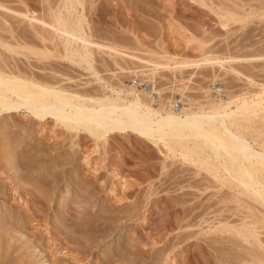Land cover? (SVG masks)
<instances>
[{
  "label": "rangeland",
  "instance_id": "obj_1",
  "mask_svg": "<svg viewBox=\"0 0 264 264\" xmlns=\"http://www.w3.org/2000/svg\"><path fill=\"white\" fill-rule=\"evenodd\" d=\"M15 1L16 2H12L11 5H8H15L12 7L15 8L18 4V0ZM92 2L95 6L97 5L98 8L97 9L93 6V9H90L91 13L93 11V16H90L91 19L93 18L91 21L93 23L92 26L93 28L98 29L99 32L96 31V29L95 32L97 34L99 33L98 35L100 36L99 37L95 33V41L98 40V43L102 42V44L106 45H108V42L111 44L116 42L118 45H115V47L122 50V54L121 57L113 56L112 54V57H110L109 54H106V56L103 54V56L101 52L98 53V51H96V55H94L95 57L102 55L99 58L96 57V62H94L96 72L99 73L98 77L80 67L71 66L66 61L63 62V60L60 61L52 59V62H50L51 60H48L49 63L52 64L55 60L56 62L54 61L55 63L53 66L56 68L60 67L58 68L60 72L65 74L67 72L71 75L72 79H74L72 82L74 87L77 84V87L81 84L80 87H78L80 88L79 91H85L87 89V91L93 93L92 90L96 89V93L97 90L104 89L106 92L104 90L103 91L106 94L111 95V91L114 90L112 87L117 88L120 86L123 88L121 96H124L123 98L125 99H134L136 98L135 96L141 97V95H143L152 99L153 109H161V107H163V110L161 109L162 111L167 112L169 110H173L174 112H181V108L185 111H196L200 107L199 105L202 106L206 105L210 101L219 100L225 103L231 100L232 104L229 106V109L235 110L236 104L240 102L241 95H247L248 99L256 100V97H258V95L262 92L261 90H264V0H202L203 4L200 0H92ZM26 3L28 5L27 7L29 9L30 16H33L34 14L38 16V14H42L43 4L41 3V0H26ZM100 5L103 7V10ZM0 11L3 12V10ZM1 12L0 18L1 15L3 16ZM244 15L246 17H244ZM232 18H234L235 21H233L234 19L232 20ZM3 32L0 30L1 36L3 35V37H9L6 32H4L5 34H3ZM114 40L115 42H112ZM2 52H5V50ZM128 53L132 55V57ZM203 56H209L213 59L215 58L221 61L220 63L222 67L217 64H204ZM16 58L18 59V57ZM100 60H104L103 63ZM48 61L45 63L48 64ZM184 61H191L195 63L192 66L189 65L183 68L178 67L177 69V67H175V69L172 68L173 70L160 68L161 65L165 63L173 64L175 62L181 63ZM57 62L59 64H57ZM116 62L118 66L120 65V67H123V71L115 65ZM70 66L72 68H67ZM97 78L100 79V82ZM83 87L86 88L83 89ZM218 90H220V92ZM228 98L230 99L228 100ZM162 113L164 115V112ZM24 116L25 114H15L10 117L6 116L2 119V121H0V128L4 126L5 123L12 120L24 121L26 120V117ZM179 116L181 117L182 115L180 114ZM255 122H257L259 127H262L264 124V112L257 113ZM47 123L46 127L52 129V119H48ZM56 129L59 130L58 128H55V130ZM19 132L20 133L18 134H21V132L23 133V131ZM262 132L264 134V128H262ZM40 134L41 132H39L37 136L40 137ZM29 135L30 134H27L26 138H29ZM23 136L21 134L20 137ZM251 136L254 138L253 133L249 136V138H252ZM31 137L32 136H30V138ZM72 139L67 140L65 138L64 140L63 137L56 136L55 139L54 137L53 139L51 137V140H48L49 144H51L53 140L61 143H57L56 146L51 147L49 149V154L52 153L54 155V152H57V154L59 152L60 155H57L59 157L56 156L57 158L55 157L56 159H54L56 161L58 159L60 162L59 163L57 161L59 166L64 165V173L61 176H57L59 178L56 183L58 188L53 191L54 193L50 192L52 197L49 196V199L47 198L48 200L46 199V201L43 196L44 193L38 194L36 192L37 189L40 191L41 188H44L45 181L40 184H34V181L36 180L34 178L37 174H40L38 171L43 169L42 166H52L50 161L46 159V161H44L43 158H40L43 160L39 159L38 161L36 160L37 158L33 156L37 161H34L33 165H35L34 167L39 170L33 173L32 177L28 176V178H24L23 180H16L14 185L7 184L12 183L8 180L3 181V183L5 182L6 184L5 186L2 185V180H4L6 176L0 173V232L9 233V236L14 235L21 240L20 243L26 244L23 249L15 254L16 256L21 255L24 250H28L27 253L29 252L31 255L39 254L37 261L32 264H105L107 260H102L104 254L110 255L111 250L117 248L116 246L120 244L121 246L117 249L124 248V246L128 245L124 248L126 250L127 248H130L129 243L132 242L134 243V251H136V254L138 253V255L133 254L134 257L136 256V259L132 258V256L125 257V259L123 258V264H153L152 259L154 260V258L157 257V254H159L162 250L161 248L164 247V243H166L165 241L168 240V242L172 241L170 242V245H172L171 247H173V249L169 247L168 254L162 258L163 261L161 260V262H158L159 264H220L221 261L225 260L222 258L224 255L229 254V256H235V258L238 255L240 256L241 253L245 251L242 249V246L246 243H244L240 237L239 239L242 240V243L238 239L236 240V236H234L233 233L232 236L230 233H224L223 230H221V233L218 228L226 226V224L230 226H236L239 225V223L242 224L243 220L248 221L247 219H244L246 215L250 218L249 222L254 220L253 222L256 225H259L254 226L256 228L258 227V230L256 229L257 231L255 232L258 233L257 238L260 239L261 244L258 239L256 240L257 242H255L258 245L251 240V243H254L255 247H252V245L251 249L248 245H244V247L247 248L248 252L251 251V255L256 252L253 255L254 259L255 256L260 257V254L262 257L261 253L264 254V246H262L264 244L262 243L264 241V228L261 229L262 223L264 225V216L262 215V213L264 214V207L257 203L255 204V202L251 200H247L246 197L243 199L240 193L237 194L239 192L237 189L234 190V188L231 189L226 186L218 187V181L213 178L212 175L204 171H199L198 168L190 162L183 163L180 157H174L169 153L167 154L166 149L163 148L161 143H158L157 145L152 144L151 142L139 138L138 135L129 131L108 134L104 144L99 142V144L101 143V146H96L97 150L94 148L97 144L92 143L93 140L90 138V142L89 140L83 138L81 140V136L78 137V139ZM248 140L249 142H252L251 139ZM260 141L262 140H258L256 143L252 142L253 144L251 143V145L255 147L256 151H260L257 146L261 143ZM79 142L82 145L84 144V147H80L81 145ZM72 143L75 145L73 146ZM0 151L3 152L2 149H0ZM18 151H16V153H12L15 154L12 156L19 157L18 155L21 154ZM68 151H76L74 155H78V159H76L77 162L75 161L74 164L68 160ZM87 156L91 161L88 159L90 162L88 161L89 164L86 167L85 160ZM34 158L31 156L32 160H34ZM75 164L77 167H75ZM79 166L81 168L77 170L76 168ZM57 169L59 170L58 167ZM46 173L47 172L41 174L45 177ZM74 176L77 177V179L74 180H77L79 184H74V182H72L71 179ZM95 176L96 181H100L99 183L94 181ZM174 178L182 184L177 182ZM85 179H88L89 181L91 179L92 182L97 184L94 185V183L92 184L91 181H88L89 183L87 184H91V186H86V188L82 183ZM101 182H104L103 185L106 187L100 185ZM196 182L199 183L201 187ZM32 183L35 187H37V189H34V185H31ZM182 187L184 189H182ZM180 188L181 192L179 190ZM65 190L71 192V195L66 194L61 196V191ZM30 191H33V193L36 192V194L31 196ZM182 191L191 193V196H183ZM34 195H38L37 197H39V200H37L38 198L34 197ZM60 197L62 199H59ZM77 198L79 199L76 201ZM230 198L233 200L231 201ZM158 199H160L159 202L156 201ZM184 199H187L186 202ZM35 200L39 201L38 204H41L40 209L42 208V212L40 210H36V212L34 208H32L33 204H35L33 203ZM64 200H66L72 208V211L69 212L70 216H64L63 214L65 211L61 206L62 203L60 202H63ZM183 200L186 203H184L185 205L182 204ZM228 200H230V202H228ZM244 201L246 203L250 202L247 204L248 206ZM195 203H200V206L198 204L196 205L197 208H200L193 209V205L196 207ZM137 206L141 207L139 208V216L132 218L130 214H126V212H129L135 207L137 208ZM191 206L192 208L190 209ZM208 206H210V209ZM102 207L105 209H103V211L106 212V215H104L103 218H106V220L108 219V221L111 220L107 224L110 225V223H112V229H114L115 226H117L115 227L117 229L111 231L112 234L110 233V236L104 240L105 243L101 242L99 248L93 250V253L98 256L97 259L88 255H85L86 257L88 256V258H85V256L82 255H75L77 254V250L75 251L73 249L76 248L72 246L73 249L71 248V251V245L65 247L66 244H63L60 239H64L69 236V232H71V234L72 232H74L73 234L77 233L79 224L76 226L75 224L71 225L72 222H76L77 218L85 215L93 216L96 219L100 216L99 213ZM185 208L187 210L190 209L192 213L188 214L189 216L186 217L187 221L185 218L186 222L184 221L181 223L183 227L185 226L184 229H176L170 231V233L166 231V233H168H165L166 236L164 235L163 239L160 237L162 240H159L160 243L159 241L157 242V245L154 246L155 248L151 245L147 246V248L152 247V249L149 253H147L148 255H146L144 251L147 248H144L142 245L147 244L148 241L150 242V238H157L154 233L160 232L159 227L162 229V226L159 224L161 218L171 219L174 215L177 217L173 218L177 220L178 215H181L179 216L180 220V218H183L182 211ZM120 212H124V215H121ZM199 213H202V215L200 214L201 216H195L196 214L199 215ZM218 214L220 216H218ZM62 217H65L66 219L68 218V220L64 221L62 220ZM18 218H20V220H18ZM116 218L121 219V221L116 222L117 224L114 223V225L112 220ZM95 223L97 224V222L92 224L94 225L92 226L93 228H95ZM25 226L26 229H23ZM73 228H75V231ZM93 228H90L91 232H94ZM216 229H218L219 232H216ZM79 231L80 230H78V232ZM85 231L90 232L87 231V229H84V232ZM58 233H62L59 236L60 238L57 236ZM181 233H183L184 236L181 235ZM161 234H163V231ZM227 235L229 236V238H227L228 240L233 237L232 240L234 244H236L234 238L236 241H239L237 242V245L239 243V245L241 244L242 246H240L241 248H237L243 250L241 253H239L240 250H236L237 253H233V251L229 249L232 241L230 239L229 241L231 243L226 244L228 240L225 237H228ZM55 236L57 237L55 238ZM180 237L181 240L176 239ZM182 237L185 239L183 240ZM224 238L227 241H220L224 242L223 246L219 240ZM54 240H57L56 244L51 242ZM174 243L177 244L174 246ZM207 243L212 244V246L216 248L215 250L218 249V251L212 249L213 247L211 245L209 247V244ZM225 244L229 245L228 249H226L227 246H225ZM259 244L261 245V249ZM223 247L227 250L228 253L224 249L227 254L220 249ZM237 248H234V251ZM60 249L62 250L61 252ZM253 250H255V252H253ZM231 251L236 255L230 254ZM27 253L21 255V258L29 256ZM246 253L247 251H245L243 255L245 256ZM15 255L12 257L14 258ZM246 255H248V253ZM249 255L245 257L247 259L251 257L250 259H252V256ZM81 256L82 258L80 259ZM225 257H228V255ZM241 257L237 258L238 260L233 259L238 262ZM111 258L112 259H110L109 264H120L119 262L112 261L116 258L113 256H111ZM165 258L168 259V261H166ZM229 258L230 257H228V260L232 259V257L230 259Z\"/></svg>",
  "mask_w": 264,
  "mask_h": 264
},
{
  "label": "bare ground",
  "instance_id": "obj_2",
  "mask_svg": "<svg viewBox=\"0 0 264 264\" xmlns=\"http://www.w3.org/2000/svg\"><path fill=\"white\" fill-rule=\"evenodd\" d=\"M12 2H16V1L15 0L14 1L13 0H0V10H3V12L0 11L1 14H3V16L1 15V18L3 17L2 20L0 18V30L2 32L3 31L6 32L8 34L7 36H9V37H3V35L2 36L0 35V121H2V119H4V117L6 116L10 117L15 114H23V115L25 114L24 117H26V120L24 121L12 120L10 122L5 123V125L0 128V149L3 150V152L0 151V157H1L0 158V173L6 176L4 180H2V183H1L2 185L4 186L6 185L5 182L3 183V181L8 180L12 183H7V184L14 185L16 180L20 181V180H23L24 178H28V176L32 177L33 173L39 170L38 168L34 167L35 166L33 165L34 161L36 160L39 161L40 158H43L44 161L46 160L50 161V163H52V166L51 167L48 165L47 166L44 165L45 167L42 166L43 169L41 168L42 170L38 171L40 174H37V176L35 175L36 177L35 176L33 177H35L34 179H36L34 181V184L35 183L40 184V183H43V181H45V186L43 189L40 187L41 189L40 191H38L37 187H35L33 183L31 185H34L33 187L34 189H37L36 192L38 194L44 193L43 196L45 197L44 199L46 201L47 198L49 199V196L52 197V195H50V192H53L57 190L58 188L56 183L59 178L57 176H61L64 173V165L59 166L58 159H57L58 162L55 160L57 157H59L57 156L59 152L58 154L57 152H54L55 153L54 155L52 153H51L52 155L49 154L50 153L49 149L53 146H56V144L59 143V141L57 142L56 140H53L52 143L49 144L48 140L49 139L51 140V137L52 139L53 137L55 139L56 136H61L64 138V140L65 138L67 140L68 139L71 140L72 138L78 139V137L80 136H81V140L82 138L87 139V140H89L90 138L91 140H93L92 143L97 144V145L93 144L95 145V147L94 146L93 147L97 150L98 145L99 147L101 146L100 145L101 143L99 144V142H102V144H104L108 134H112L115 132H128L129 131V132H133L136 135H138L139 138H142V139H145L151 142L152 144L157 145L158 143H161L163 148L166 149L167 154L169 153L173 155L174 157H180L183 163L190 162L192 165L197 167L199 171H204L212 175L213 178H215L218 181L217 182L218 187L226 186L231 189L234 188V190L237 189L239 190V192L237 191L238 192L237 194L240 193L243 199L246 197L247 200H251L255 202V204L257 203L260 206L262 205V207H264V134L262 132V128H264V124L262 125V127L261 126L259 127L257 125V122H255L257 113L264 112V90H261L262 92L260 93V95H258V97H256V100L248 99L247 95L246 96L241 95L240 102L236 104L235 110L229 109V106L232 104L231 100L227 103L219 100V101H210L206 105H202V106L199 105L200 107L198 108L197 106L198 110L196 111H193V110L185 111L184 109L181 108V112H174L173 110H169L167 112L162 111L163 107H161L160 105L159 106L161 107L162 110L160 108L153 109L152 99L148 98L147 96H143V95H141V97L135 96L136 98L134 99H125L123 98L124 96L123 97L121 96L123 92V88L120 86L117 88L112 87V89L114 90L111 89L112 90L111 95L106 94L105 93L106 91L104 89L103 90L105 92L103 90H97L96 93H95V90H96L95 88H94L95 90H92L93 93H91L90 91H87V89L85 91L84 90L79 91L80 88L78 87H80L81 84L77 87L78 84L76 83L77 85L74 87V84L72 85V82L74 79H72L71 75H69V73H67L65 69L64 71L66 72V74L58 70V68L60 67L57 66L58 68H56L55 66H53L54 63L56 62L55 61L56 59L60 61L63 60V62L66 61L71 66L73 65V66L80 67L88 72H91L93 75L98 77L99 73L96 72V69L94 67L95 66L94 62H96V57H97V56L96 57L94 56L96 55L95 54L96 51H98V53L101 52L102 55L105 54V56L106 54H109L110 57H112V55L121 57V54H122V50H119L115 47V45H118L116 44L115 40L112 41L115 43L111 44L108 42V45L102 44L100 40L99 42L101 44L98 43V40L95 41V37H96L95 29L96 28H93L92 26L93 23L91 22L93 18L92 19L90 18V16L91 17L93 16L92 14L93 11L91 13L90 9H93L92 7L95 6L92 0H41V3L43 4L42 5L43 12L41 11L42 14L41 15L38 14V16H36V14L34 15L32 14L33 16H30L26 0H18L17 3L19 5L17 4L15 8H12L15 5L13 6L8 5V4L11 5ZM200 2L202 3V0H200ZM95 8H97V5L95 6ZM102 8L103 7H101V9ZM244 17L246 16L244 15ZM233 19L234 18H232V20ZM233 21H235V19ZM96 31H98V29H96ZM4 32L3 34H5ZM97 39H100V38H97ZM1 50L2 51L5 50V52H2ZM129 55H126V56H129ZM130 56L132 57V55ZM16 57H18V59ZM94 57H95V60H94ZM52 59H55L54 60L55 62L53 61V64L49 63L48 61V60H51L50 62H52ZM31 61H34V62H31ZM47 61H48V64H46ZM103 61L101 62L103 63ZM197 62H200V61H197ZM220 62L221 61L215 58L213 59L209 56H205L203 60L204 64H209V65L217 64L220 67H222ZM178 63L177 62L173 64L165 63V64H162L161 67L159 65V67L163 69L164 68L165 69H172V68L175 69V67H177L178 69V67L183 68L189 65L192 66L195 62H191V61L185 62L184 61V62H181V63L178 62ZM57 64L59 63L57 62ZM115 65L118 66L117 62ZM71 66L67 68H72ZM118 67L120 68V70L123 71L122 69L123 67H120V65ZM97 80H99L100 82L99 78H97ZM86 87H83V89H85ZM218 91L220 92V90ZM229 99L230 98H228V100ZM162 112H164V115ZM180 114L182 115L181 117L179 116ZM48 119H52V122H53L52 129H49L46 127V125L48 124L47 123ZM55 128H58L59 130L57 129L55 130ZM19 131H23V133L25 132L26 134L25 133L23 134L21 132L22 136L23 135L25 136L20 137L21 134H18L20 133ZM39 132H41L40 137L37 136ZM252 133L254 135V138L252 136H251L252 138H249V136ZM27 134H30L29 138L30 136L32 137L30 139L26 138ZM248 139H251V141L254 143H256L258 140H262L260 141L261 143L257 145L260 151H256L255 147L251 145L252 142H249ZM91 140H89V142ZM80 145H81L80 147H84V144L83 145L80 144ZM16 151L20 152L21 155H18L19 157L12 156V155H15L12 153H16ZM76 151L67 152L68 160L73 162V164L76 161V159H78L77 157L78 155L77 156L74 155ZM31 156L32 158H34L33 156H35V158L37 159L35 160L34 158V160H32ZM43 159H40V160H43ZM88 159L89 157L87 156L85 160L86 167L91 161L90 159H89L90 161ZM57 167L59 168V170L57 169ZM75 167H77V165ZM80 168L81 167L79 166L76 169L79 170ZM44 172L48 173V175L46 173L45 177L43 176ZM74 179H77L76 176H74L71 180L72 182H74V184H77V183L79 184V182ZM88 181H89L88 179H85V181H82L85 187L91 186V184H87L91 181V179L89 182ZM94 181H96V176H95ZM177 182L179 181L177 180ZM93 183L94 182H92V184ZM199 183L201 184L200 181ZM96 184L97 183H94V185ZM103 184L104 182H101L100 185H103ZM104 186L105 185H103V187ZM107 188H108V185H107ZM182 189L184 188L182 187ZM179 190L181 192V188ZM36 192L33 193L32 191L31 194L29 192L28 193L31 196H33V194H36ZM66 194L71 195V192H68L66 190L61 191V196L66 195ZM182 195L188 197L189 195L191 196V193L182 191ZM37 196L38 195L36 196L34 195V197L38 198L37 200H39V197ZM59 199H62V198L60 197ZM78 199L79 198H77L76 201ZM159 200L160 199L156 201L159 202ZM184 200L182 201L183 202L182 204H184L187 199L185 200V202ZM232 200L233 199H231V201ZM38 202L39 201L35 200L33 202L35 203L33 204V207L31 205V207L34 208L35 211L36 210L41 211L42 209V208L40 209L41 204H38ZM158 202H157V205H158ZM228 202H230V200H228ZM60 203H62L61 206L65 211V213H63L64 216H68V215L70 216L69 212L72 211V208L69 206L68 202L64 200L63 202H60ZM174 203H175V200H174ZM249 203L247 202L246 205ZM197 204L195 203V206ZM153 205H154V202H153ZM198 205L200 206L201 204L199 203ZM209 207L210 206H208V208ZM139 208L141 207L137 206V208L135 207L129 212H126V214H130L132 218L137 217L139 216L138 214L140 212ZM191 208L192 206L190 207V209ZM194 208L198 209L200 207L197 208V206L194 207L193 205V209ZM103 209H104L103 207L100 209L101 210L99 213L100 216H98L96 219L93 216H85V215H84L85 217L83 216V217L77 218L76 222L75 223L72 222L71 225L75 224L76 226L77 224H79L77 229L80 231L78 232L77 230V233L75 234H73L74 232H72V234L71 232H69L70 234L69 233L68 234L70 237L69 236L67 237H69L70 239L67 237H65L64 239H60V241L63 244L64 243L66 244L65 247L66 246L68 247V245H71L70 250L72 246L76 248V249L72 248L75 251L77 250V254L75 255L77 256L88 255V256H92L93 258L97 259L98 256L93 253V250L98 249L99 246L101 245V242L103 243L104 240L110 236L111 231H113L114 229H117L115 228L117 226H115L114 229H112L113 228L111 227L112 223H110V225L107 224L111 220L108 221V219L106 220V218L105 219L103 218V216L106 215V212L103 211ZM185 209L182 211L183 218H180V220H179V216L181 215H178L177 220L174 219L175 217H177L174 215H173L174 218L171 216L172 217L171 219L170 218L164 219L162 217L163 219L161 218V220L159 221L160 222L159 224L160 226H162V229H160L159 227L160 232L154 233L155 237L157 238L161 237L163 239L164 235L166 236V234L168 232L170 233V231H173L176 229L180 230L182 228L184 229L185 226L183 227L181 223H183L185 221V218L189 216L188 214L192 213L190 209L188 210L187 209L185 210ZM120 214L124 215V212H120ZM200 214L202 215V213H199V215L196 214L195 216H201ZM219 214L218 216H220ZM262 215L264 216L263 213ZM244 219H247L248 221L243 220L242 224L239 223V225L241 224L240 226L239 225L230 226L226 224V226L219 227L218 229H220L219 230L220 232L221 230H223L224 233L225 232L230 233L231 236L234 234V236H236L235 237L236 240L238 239L241 243L243 240V242L246 243L244 245L245 246L248 245V247L250 246L249 248L251 249V245L253 247L254 243L257 242L256 240L258 239L257 238L258 233L255 231L258 230L257 229L258 227L256 228L255 226H259V225H256L253 222L254 220L252 222H249L250 218L247 215ZM18 220H20V218H18ZM62 220L67 221L68 218L66 219L65 217L64 218L62 217ZM120 221L121 219H118V218L112 220L113 224L116 222H120ZM186 221H187V218H186ZM94 222H97V224L95 223V228L92 227L94 226L92 225L94 224ZM261 227H262L261 229L264 228L263 223ZM75 228H73L74 231H75ZM90 228H93L94 232H91ZM23 229H26V226ZM84 229H87V231H90V232H86V231L84 232ZM218 229H216V232L218 231ZM162 231H163V234H161ZM166 231L168 232L166 233ZM153 232H156V231H153ZM61 234L62 233L60 234L58 233L57 236L59 237ZM181 235L184 236L183 233H181ZM57 236H55V238ZM239 237L242 240L239 239ZM157 238H150V239L148 238L149 240H151L149 242L147 239L149 244L147 242V244H144L142 246L144 248L145 247L147 248V246H150V245L154 247L155 245H157V242L159 240L160 241L162 240L161 238L160 239H157ZM182 238L183 240L185 239L184 237ZM225 238L227 239L229 238V236ZM225 238L219 240V242L224 241V240L227 241L228 239L226 240ZM235 238H234V241L236 244H234L232 240L233 237H232L230 239L233 244L229 241L230 240L229 239L228 240L229 242L227 241L226 244H229V243L231 244H230V247L229 245L225 244V246H227L226 249H228L229 247V249H231L233 253L234 252L237 253L236 250H240L239 253H241V251H243L242 249H244L245 251H247L248 255L250 253L249 256H252V259H254L253 255L256 253L255 250L256 248H259V247H256L255 250H253V252L255 253L251 255V251L248 252L247 248L244 247V245L243 246L241 244L239 245V243L237 245V242L239 241H236ZM176 239L181 240V237L176 238ZM251 240L252 242L254 241L253 244L251 243ZM258 241L261 244L260 239H258ZM20 242L21 240H19L16 236L14 235L9 236V233L0 232V264H32L33 262L37 261L39 254L31 255L29 254V252L27 253L28 250L27 251L24 250L21 254V255L26 254V253L29 254V256H26V258H21V255L19 256L15 255L17 252L23 249V247L26 245ZM51 242H53V244H56L57 240H54ZM165 242L166 243H164V247L161 248L162 249L161 252L160 253L158 252L159 254H157V257H155L154 260L152 259L153 264H159L158 262H161V260L163 261L162 258H164L166 254H168L169 247L172 246L170 245V242L172 241L168 242L167 240ZM177 243H180V242H177ZM177 243H174L173 245L175 246V244ZM220 243L223 245L224 242H220ZM262 243H264V241ZM133 244L134 243L132 242L129 243L130 248H127L126 250L124 248H126L128 245L124 246V248L117 249L119 246H121L120 244L116 246L117 248L114 247L115 249L111 250L110 255L104 254L103 252L104 255H103L102 260L103 259L105 261L107 260L108 262L106 261L105 264L106 263L109 264L110 259H112L111 256H113L114 258L117 259V260L114 259L116 261L112 260L113 262H119L120 264H123L124 263L123 258L125 259V257H128V256H132V258H135L136 256L134 257V255H138V253L136 254V251H134L135 249H134ZM207 244H209V247L210 245L212 246V244L210 243H207ZM255 244L258 245L257 243ZM240 246H242V249L237 248ZM262 246H264V244ZM152 247L151 248L148 247L147 249H145L144 253L148 255L147 253L151 251ZM212 247H211L212 249L214 250L216 249L214 248V246ZM171 248L173 249V247ZM234 248H237V249H235L234 251ZM220 249H222L224 252L226 250L225 247L220 248ZM260 249H261V245H260ZM61 251L62 250L60 249V252ZM215 251H218V249ZM232 251L230 252V254H233ZM245 251L242 252L240 256L238 255L239 253L237 254L239 257L241 256L242 257L241 259H239L238 262H236L238 260L237 258L239 257L236 256L235 258V256L234 257L229 256L226 250L227 253L225 252V254H227L228 257L230 258L232 257V259L229 258L230 260H228V257H225L227 255H224V256L222 255L223 256L222 258L225 260L221 261L220 259H218L221 261V263L219 261L218 262L220 264H264V257H263L264 254L263 253H261L262 257L259 254L260 257L255 256V259L252 260L250 259L251 257L250 258L248 257L249 259L246 258L248 256L246 255L247 253L245 254L246 257L243 255ZM13 255H15L14 258L12 257ZM233 255H236V254H233ZM82 256L80 257V259L82 258ZM88 256L87 257L85 256V258H88ZM72 258H75V257H72ZM233 258L237 260H234ZM166 261H168V259H166Z\"/></svg>",
  "mask_w": 264,
  "mask_h": 264
}]
</instances>
